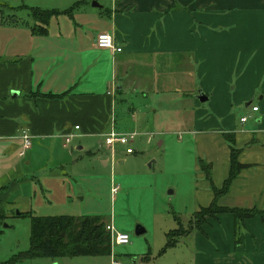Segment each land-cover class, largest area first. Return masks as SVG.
Returning a JSON list of instances; mask_svg holds the SVG:
<instances>
[{
    "label": "crops",
    "instance_id": "1",
    "mask_svg": "<svg viewBox=\"0 0 264 264\" xmlns=\"http://www.w3.org/2000/svg\"><path fill=\"white\" fill-rule=\"evenodd\" d=\"M91 7L106 8L105 32L121 51L98 48L95 35L73 64L42 48V33L29 31L19 48L0 55L2 208L31 213L29 197L13 191L64 168L65 135L87 140L114 128L153 130L169 113L176 131L195 137L199 163H208L216 188L228 177L231 147L238 150L242 167L217 204L260 209L244 220L239 237L224 212L170 247L191 238L190 264H264V0H105ZM211 10L224 15L212 18ZM22 130L31 146L20 156ZM197 198L195 211L214 199L207 178Z\"/></svg>",
    "mask_w": 264,
    "mask_h": 264
},
{
    "label": "rangeland",
    "instance_id": "2",
    "mask_svg": "<svg viewBox=\"0 0 264 264\" xmlns=\"http://www.w3.org/2000/svg\"><path fill=\"white\" fill-rule=\"evenodd\" d=\"M93 1L100 4L105 0H0V55L19 48L26 34L33 32L32 26L43 30V20L51 13L41 46L56 51L59 59L72 57L74 64L81 58L75 54L77 51L82 50L85 55L95 35L105 29L110 31L111 17L106 8L91 7ZM214 12L211 10L208 15L212 18L224 15ZM70 49L72 54H66ZM169 102L170 98L162 102L167 104L166 109ZM242 108L241 112L248 111L244 105ZM167 114L156 119L162 128L155 125L150 128L153 130L143 132L114 128L119 134L136 135L127 145L116 143L113 158L110 148L104 145L103 135H89L87 140L72 135L70 143L62 148L65 155L62 170L51 175L43 173L36 176L38 181L33 179L29 185L13 191L15 198L20 194L29 197L33 215L100 216L104 227L113 225L116 231L128 234L127 244L111 242L109 255L19 258L20 252L30 248L31 222L28 213L19 214L14 208L12 212L5 211L6 226L3 224L0 232V264H112V259L120 264H190L191 238L180 237L176 246L164 252L161 249L168 231L169 239L174 240L211 217L204 212L213 208L208 211L199 208L197 215H193L197 193L206 182L208 163H199L195 137L176 131V118ZM81 144L83 148L77 149ZM113 186H117L115 192ZM138 224L146 230L139 235Z\"/></svg>",
    "mask_w": 264,
    "mask_h": 264
},
{
    "label": "trees",
    "instance_id": "3",
    "mask_svg": "<svg viewBox=\"0 0 264 264\" xmlns=\"http://www.w3.org/2000/svg\"><path fill=\"white\" fill-rule=\"evenodd\" d=\"M48 11V10H44ZM55 13V12H53ZM51 13L45 17L43 30L41 27L32 31L36 33L47 32V18ZM38 25L41 22L37 23ZM228 138V134H224ZM238 150L233 146L230 151V168L226 180L220 188H216L210 179L209 173L206 172V178L209 181L210 188L214 193V199L201 210L208 211V208H213L210 212H204V215L215 216L218 213L228 212L234 218L236 236L243 230L244 220L260 212L256 207L241 208V207H227L217 204V197L225 193L234 177L239 173L242 165L237 160ZM195 211L193 215H197ZM31 222V237L30 248L27 251L20 252L19 258H34V257H48L57 258L62 256H94V255H109L112 252V240L109 230L104 227V220L100 216H38L28 213ZM7 215L5 210L0 206V232ZM196 227H200L197 225ZM242 228V230H241ZM240 232V233H239ZM168 231L166 233L167 240L161 249L163 252L167 247L174 245V240L169 239Z\"/></svg>",
    "mask_w": 264,
    "mask_h": 264
},
{
    "label": "built area",
    "instance_id": "4",
    "mask_svg": "<svg viewBox=\"0 0 264 264\" xmlns=\"http://www.w3.org/2000/svg\"><path fill=\"white\" fill-rule=\"evenodd\" d=\"M95 44L98 48L102 49H111L112 51L119 52L121 51V47L117 46L112 35L108 32H101L97 34L95 39ZM258 109L257 106H251L252 111H256ZM248 116H242L240 118L241 122H245L247 120ZM78 126H75V129H77ZM135 133H116L113 129H111L109 132L104 134V145L110 148L111 152L110 155L113 158L114 151L113 147L116 143L127 145L131 140L135 138ZM21 138V145L19 150V155L23 156L25 152L30 148L31 146V137L27 130H22L20 133ZM65 144L68 143L71 139V135L67 134L65 135ZM106 147V148H107ZM127 153L131 152L130 148L126 149ZM117 189V186L112 187V192H115ZM106 229L109 230L111 234V240L113 243L116 244H127L129 242L128 234L125 232H119L116 231L113 225H107ZM112 264H120L118 261L112 259Z\"/></svg>",
    "mask_w": 264,
    "mask_h": 264
},
{
    "label": "water",
    "instance_id": "5",
    "mask_svg": "<svg viewBox=\"0 0 264 264\" xmlns=\"http://www.w3.org/2000/svg\"><path fill=\"white\" fill-rule=\"evenodd\" d=\"M93 6H100V4L97 2V1H93L91 3ZM208 97L200 90L199 93H198V99L203 102L207 99ZM169 193H172V190H169ZM17 213H19L17 211ZM4 226H6V224H4ZM146 230L145 228L141 225V224H138L137 227H136V234H142L144 233Z\"/></svg>",
    "mask_w": 264,
    "mask_h": 264
}]
</instances>
